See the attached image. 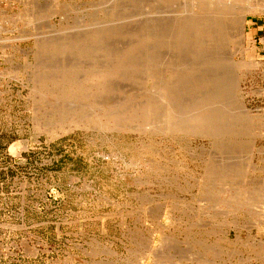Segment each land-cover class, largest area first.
<instances>
[{
    "label": "rangeland",
    "instance_id": "1",
    "mask_svg": "<svg viewBox=\"0 0 264 264\" xmlns=\"http://www.w3.org/2000/svg\"><path fill=\"white\" fill-rule=\"evenodd\" d=\"M263 211L264 0H0V264H264Z\"/></svg>",
    "mask_w": 264,
    "mask_h": 264
},
{
    "label": "bare ground",
    "instance_id": "2",
    "mask_svg": "<svg viewBox=\"0 0 264 264\" xmlns=\"http://www.w3.org/2000/svg\"><path fill=\"white\" fill-rule=\"evenodd\" d=\"M169 34V33H168ZM223 168V167H222ZM224 171H226V170H224ZM228 171V170H227ZM223 173V172H222ZM239 210V209H238ZM263 213H264V211H263ZM225 218V217H224ZM226 219V218H225ZM224 222H226V221H224ZM230 223V222H229ZM233 227V226H232ZM222 234V233H221ZM239 237V236H238ZM162 238V237H161ZM236 239H238L237 237H236ZM163 240H164V238H163ZM240 240V239H239ZM164 242V241H163ZM198 242H200V240L198 241ZM160 244V243H159ZM207 248V247H206ZM211 248H212V246H211ZM213 250H214V248H213ZM153 251V250H152ZM155 253V252H154ZM156 254V253H155ZM154 254V255H155ZM152 255V254H151ZM161 255V254H160ZM179 255V254H178ZM193 255V254H192ZM203 256V255H202ZM198 258V257H197ZM199 258H201V257H199ZM186 259V258H185ZM203 259V258H202ZM195 260V259H194ZM201 260V259H200ZM205 260V259H204ZM204 260H202L201 262H204ZM206 261H208V259L206 260ZM168 263V262H167Z\"/></svg>",
    "mask_w": 264,
    "mask_h": 264
}]
</instances>
